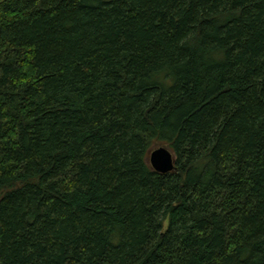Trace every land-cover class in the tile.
I'll list each match as a JSON object with an SVG mask.
<instances>
[{
    "label": "trees",
    "instance_id": "trees-1",
    "mask_svg": "<svg viewBox=\"0 0 264 264\" xmlns=\"http://www.w3.org/2000/svg\"><path fill=\"white\" fill-rule=\"evenodd\" d=\"M0 264H264V0H0Z\"/></svg>",
    "mask_w": 264,
    "mask_h": 264
},
{
    "label": "water",
    "instance_id": "water-1",
    "mask_svg": "<svg viewBox=\"0 0 264 264\" xmlns=\"http://www.w3.org/2000/svg\"><path fill=\"white\" fill-rule=\"evenodd\" d=\"M149 164L159 174H168L175 170L176 158L166 147H159L150 154Z\"/></svg>",
    "mask_w": 264,
    "mask_h": 264
},
{
    "label": "rangeland",
    "instance_id": "rangeland-1",
    "mask_svg": "<svg viewBox=\"0 0 264 264\" xmlns=\"http://www.w3.org/2000/svg\"><path fill=\"white\" fill-rule=\"evenodd\" d=\"M156 148H159V146H157ZM156 148H155V149H156ZM149 158H150V156L148 157V160H147V161H148V163H149Z\"/></svg>",
    "mask_w": 264,
    "mask_h": 264
}]
</instances>
